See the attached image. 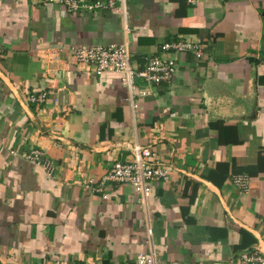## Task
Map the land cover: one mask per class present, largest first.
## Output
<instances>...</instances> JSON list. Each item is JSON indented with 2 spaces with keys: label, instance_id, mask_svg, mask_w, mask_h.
<instances>
[{
  "label": "crops",
  "instance_id": "1",
  "mask_svg": "<svg viewBox=\"0 0 264 264\" xmlns=\"http://www.w3.org/2000/svg\"><path fill=\"white\" fill-rule=\"evenodd\" d=\"M126 6L124 16L70 15L43 0H0V264H119L148 250L149 227L163 264L264 253V0ZM180 40L202 43L203 57L162 51ZM123 42L141 68L157 54L177 63L171 84L137 80L149 87L137 108L119 73L96 75L72 57L73 45ZM43 89L46 103L21 104ZM136 143L169 169L147 205L131 185L86 187L131 160ZM35 148L53 176L22 158ZM242 172L247 191L232 181Z\"/></svg>",
  "mask_w": 264,
  "mask_h": 264
},
{
  "label": "built area",
  "instance_id": "2",
  "mask_svg": "<svg viewBox=\"0 0 264 264\" xmlns=\"http://www.w3.org/2000/svg\"><path fill=\"white\" fill-rule=\"evenodd\" d=\"M43 3L59 4L70 15L94 13L104 9L117 10L122 16L127 13L126 0H43ZM202 47V43L189 40L164 42L161 45L162 51H171L175 55L193 51L198 57L204 55ZM71 51L77 65L89 68L96 75L108 71L119 73L134 108L139 106L135 94L146 95L149 93V87L140 88L138 79L146 85L171 84L177 74L175 56L167 59L157 54L150 57L144 67H139L133 59L127 42L111 45H73ZM49 94H52V91L47 89L39 92H25L20 102L23 106L31 103H46L49 100ZM133 153L134 156L129 161H115L111 169L98 179L97 187L94 185L97 182L94 178L87 179L86 187L92 191L103 192L107 182L131 185L138 195L139 203L147 205L153 188L151 182L157 179L168 180L169 169L164 166L149 145L144 146L136 143L133 146ZM23 157L33 165L42 167L49 176L54 175L55 165L42 148L27 151L23 153ZM232 181L243 191L249 189L250 179L246 173L232 175ZM146 243L148 244L147 251L138 253L132 260L119 264H163L153 243L151 227L147 229ZM48 264H63V260L57 258ZM230 264H264V253L259 248L247 250L232 260Z\"/></svg>",
  "mask_w": 264,
  "mask_h": 264
},
{
  "label": "rangeland",
  "instance_id": "3",
  "mask_svg": "<svg viewBox=\"0 0 264 264\" xmlns=\"http://www.w3.org/2000/svg\"><path fill=\"white\" fill-rule=\"evenodd\" d=\"M16 155H17V154H16ZM21 156H22V158H24V157H23V153L21 154ZM24 159H25V158H24ZM25 160H26V159H25ZM26 161H27V160H26ZM28 162H29V161H28ZM41 168H42V167H41ZM42 169H43V168H42ZM43 170H44V169H43ZM44 172H45V170H44ZM45 173H46V172H45ZM46 174H47V173H46ZM47 175H48V174H47ZM48 176H49V175H48ZM102 194H103V193H102ZM105 195H106V196H105ZM103 196H104V197H107V194H104ZM159 259H160V258H159Z\"/></svg>",
  "mask_w": 264,
  "mask_h": 264
},
{
  "label": "trees",
  "instance_id": "4",
  "mask_svg": "<svg viewBox=\"0 0 264 264\" xmlns=\"http://www.w3.org/2000/svg\"><path fill=\"white\" fill-rule=\"evenodd\" d=\"M242 173H244V172H242ZM246 173V172H245Z\"/></svg>",
  "mask_w": 264,
  "mask_h": 264
}]
</instances>
